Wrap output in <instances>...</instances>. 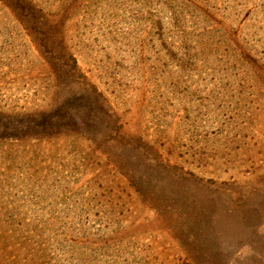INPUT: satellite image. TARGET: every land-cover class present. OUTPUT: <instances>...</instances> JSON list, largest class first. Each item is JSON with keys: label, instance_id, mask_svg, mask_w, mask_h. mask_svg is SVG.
Returning a JSON list of instances; mask_svg holds the SVG:
<instances>
[{"label": "rangeland", "instance_id": "1", "mask_svg": "<svg viewBox=\"0 0 264 264\" xmlns=\"http://www.w3.org/2000/svg\"><path fill=\"white\" fill-rule=\"evenodd\" d=\"M0 264H264V0H0Z\"/></svg>", "mask_w": 264, "mask_h": 264}]
</instances>
